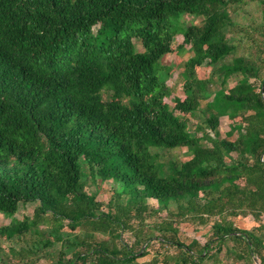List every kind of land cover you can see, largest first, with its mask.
<instances>
[{
	"label": "trees",
	"instance_id": "16d2710c",
	"mask_svg": "<svg viewBox=\"0 0 264 264\" xmlns=\"http://www.w3.org/2000/svg\"><path fill=\"white\" fill-rule=\"evenodd\" d=\"M1 214L3 264H264V0H0Z\"/></svg>",
	"mask_w": 264,
	"mask_h": 264
},
{
	"label": "rangeland",
	"instance_id": "374dc122",
	"mask_svg": "<svg viewBox=\"0 0 264 264\" xmlns=\"http://www.w3.org/2000/svg\"><path fill=\"white\" fill-rule=\"evenodd\" d=\"M184 20L187 22V24H190L192 22L200 23L201 18H195L192 15H186ZM184 40V37L182 34H179L176 36V44L182 43ZM136 44L139 50H143L142 44L140 40H136ZM192 52L190 50V45H186L184 49L178 52H174L171 54H167L162 62L165 64H168L173 68V75L172 78L169 79V84L173 85L177 83V90L173 93L172 98H174L175 95L184 97V91H183V81L181 80L180 72L182 70L181 64L186 61L190 56H192ZM212 68L208 67L205 68L204 74L206 76H209L211 73ZM232 85L234 84V81H231ZM218 86H213V90H216ZM169 100V99H168ZM230 122L231 120L226 116L223 117L221 120L220 130L222 132V137H226V133L230 130ZM236 134L234 136H231L230 138L234 139ZM187 148H181L175 151L177 156L182 160H188L190 159V156L186 155ZM98 186L100 189V198L102 199H108L111 194V189L114 186V183L112 181L109 182H102L101 180L98 181ZM95 188H90L91 191H93ZM151 203L155 204L156 200L151 199ZM37 203H28V204H21L18 214L16 215L18 218H22L24 215H31L34 212V209L36 207ZM233 220L235 223L244 229H253L256 226L259 225L258 222L254 220L252 216L249 217H234ZM11 222V217H6L3 214L0 215V226L9 224ZM211 228V225H194L190 222H186L182 224L181 226V234L183 240L186 242H191L194 238L200 239L201 241H205V236L209 233ZM13 245V242L11 241H4L3 247L5 249V253L0 254V264L8 263V262H17L19 261V258L14 256L11 251L10 247ZM155 248L157 246V243H154ZM154 252L151 251L149 255L146 257H142L139 259V262H146L153 258ZM222 264H234V260H230L225 257L224 253L221 254ZM240 264H245L244 262H241Z\"/></svg>",
	"mask_w": 264,
	"mask_h": 264
}]
</instances>
